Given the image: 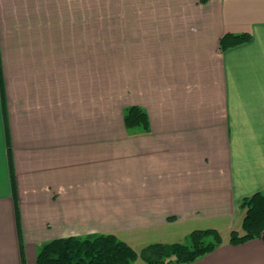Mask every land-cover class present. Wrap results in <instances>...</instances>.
<instances>
[{
  "label": "crops",
  "instance_id": "1",
  "mask_svg": "<svg viewBox=\"0 0 264 264\" xmlns=\"http://www.w3.org/2000/svg\"><path fill=\"white\" fill-rule=\"evenodd\" d=\"M57 1L0 0V264H36L60 237L113 233L142 246L169 241L153 231L234 229L241 199L264 189V0H72L67 16ZM99 5L98 22L116 17L115 53L91 45ZM21 11L70 28L29 29V54L42 55L33 70L25 46L19 69L8 63ZM224 33L250 39L221 51ZM84 102L99 109L76 118ZM102 102L115 113L102 116ZM130 104L147 110L149 132L125 128ZM186 264H264V234L224 237Z\"/></svg>",
  "mask_w": 264,
  "mask_h": 264
},
{
  "label": "trees",
  "instance_id": "2",
  "mask_svg": "<svg viewBox=\"0 0 264 264\" xmlns=\"http://www.w3.org/2000/svg\"><path fill=\"white\" fill-rule=\"evenodd\" d=\"M249 39V33H224L219 38V49L223 51ZM123 121L127 129L141 127L145 132L150 129L147 113L138 105L125 110ZM239 209L240 230L231 229L228 242L236 245L263 237L264 189L243 197ZM187 237L186 243L159 241L140 249L113 233L60 237L40 246L36 264H133L137 259L145 264H186L210 253L222 241L214 228L194 229Z\"/></svg>",
  "mask_w": 264,
  "mask_h": 264
},
{
  "label": "rangeland",
  "instance_id": "3",
  "mask_svg": "<svg viewBox=\"0 0 264 264\" xmlns=\"http://www.w3.org/2000/svg\"><path fill=\"white\" fill-rule=\"evenodd\" d=\"M40 1H43L45 4V7H46L47 4H51L52 0H31V4L34 5L36 2L39 3ZM71 1L72 0H58L57 1L58 2V4H57L58 9L56 11V14L62 15V16H67L71 10ZM49 6H52V5H49ZM51 9H52V7H49V10H51ZM46 10L48 11V8H46ZM47 11L45 12V16L47 14ZM29 14L26 11L25 12L21 11L18 13V16H16V17L14 16V22H15L14 27H15V29H14V31L11 30L12 34H13V36L11 37L12 41H11V43H9V46L11 49H8L7 52H8V63L12 66H17V68H16L17 70L19 69V63H20V58H21V56L19 54V50L17 48H19L21 46L26 47V49H23V52L27 53L26 54L27 58L29 59V62H31V68H30L31 70L36 69L37 63L41 62V58H40V57H42L41 54H29L31 52V50L28 47L32 45L30 43L31 39L29 38V36H32V34H29L30 31H33L36 28L37 30L42 31V33L46 36H49L51 34L61 35L62 31H64V33H66L67 31H70V28L68 27V22H64L61 19H60V21H58V23L57 22L51 23L54 25L51 27H49V23L47 24L46 19H45L44 24L42 26L40 24V22H35V17L33 15H32V17H30ZM93 16H97L99 18L93 19L91 24H89L90 30L88 33L91 36L90 37L91 45L94 46L95 49H101L102 51L106 50V51H109L112 53H115L118 50H120V45L118 44V42L121 43V38L118 39L119 38V29L116 28V22L111 21V20H114L116 17L115 16L109 17L108 20H110V21L104 22L102 24L100 22H98V20L101 18V16H103V9L101 8V5H99L95 8ZM54 20H58V17H57V19H54ZM29 29H30V31H29ZM130 29H132V28H130ZM48 30L50 32H48ZM66 39H69V38L66 37ZM66 39H60L61 41H65L64 43H60V44L61 45H68L67 44L68 40H66ZM70 41H73L72 45H74L75 44L74 42L77 40H70ZM123 41H124V43L127 42L128 44L129 43L131 44L132 40L124 39ZM45 42H46V38H45ZM37 57H39V58H37ZM30 58H37L38 61L34 62ZM92 73H93V76L97 75V74L100 75V71L92 72ZM117 74H118V72H116L114 70L103 71V79H107V82H108L107 87L109 89L107 93L111 94L110 97H114L116 94L115 93V84H116V79L119 77V75H117ZM116 75L118 76L117 78H116ZM79 90L84 92L85 95H88V92H89L88 88H78V91ZM77 104L79 105L81 110L83 109V111H81V112L77 111L76 112V118H79V115L81 117V115H84L85 113H86V117H87L88 112L91 111V114H92L93 111H98V109H99L98 102L97 103L91 102L90 104L88 102H84V103H77ZM131 105L132 104L125 105V106L121 107L120 113H121L122 120L124 117L125 110ZM101 107H103L102 116H105L106 111H110L114 114L115 110H116L115 103L103 104V102H102ZM140 107L147 113V110L143 106H140ZM147 116H148V114H147ZM123 123H124V121H123ZM103 125H104V119H103ZM149 126H150V123H149ZM137 128H140L142 130L141 127H137ZM149 131H150V129H149ZM143 132H145V131H143ZM206 225L207 224H205V226H200V227L195 228V229L214 228V227H209ZM214 229H216L219 232L221 239H222L221 243L223 242L224 237H226V240H228V236H229L230 231H227V226L220 224V226H218L217 228H214ZM234 229L240 230V224L237 225ZM192 230H194V229H192ZM192 230H189V231L187 230L186 232L182 231L176 235H171L170 231H166L165 233H162V234H159V232H157V234H156L153 231V232H150V234H152V236H149V237H151V239H153L155 237H161L162 236V238L168 237L167 239H169V241L163 240L161 242H168V243L184 242V243H186V242H188L187 236ZM85 235H87V234H85ZM80 236H83V235H80ZM117 237L119 239L127 241L122 237H119V236H117ZM158 239H161V238H155V240L147 242V244L152 243V242H159L160 240H158ZM127 243L130 244L131 246L137 248V249H140L141 247L147 245V244H144L142 246H138L137 244H135V243L132 244L128 241H127ZM138 247H140V248H138Z\"/></svg>",
  "mask_w": 264,
  "mask_h": 264
}]
</instances>
